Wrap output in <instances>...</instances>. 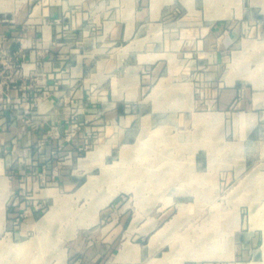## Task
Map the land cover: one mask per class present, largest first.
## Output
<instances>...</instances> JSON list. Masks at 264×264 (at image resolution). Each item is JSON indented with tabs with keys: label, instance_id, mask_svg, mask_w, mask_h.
Here are the masks:
<instances>
[{
	"label": "rangeland",
	"instance_id": "1",
	"mask_svg": "<svg viewBox=\"0 0 264 264\" xmlns=\"http://www.w3.org/2000/svg\"><path fill=\"white\" fill-rule=\"evenodd\" d=\"M41 1H22L21 10L26 19ZM137 1L140 0H134ZM130 2L52 1L59 15L50 17L49 21L65 22L63 32L69 40L70 50L78 45L84 56L85 81L81 84L86 92L79 109L83 118L70 122L63 135L67 141H63L62 145L57 143L58 149L53 152L56 163L38 165V169L30 170L31 173L28 168L26 173L10 174L11 179L16 177L20 180V185L10 187L5 203V219L0 221V264H60L61 261L65 263L67 257L68 262L74 264L84 259L86 250L92 245L98 247L96 255L99 259L108 261L120 248L119 236L113 241L107 239L110 228L121 225L124 230L133 217L138 218L135 222V227H138L154 214L163 218L158 225V228H163L158 239L163 248L156 254L162 259L153 260L150 264H264V164L255 170L256 176L244 182L241 179L252 170V166L237 179L227 181L226 174L221 173L218 184L213 181V188L208 190L199 186V180L193 179L199 173L192 159L195 148L206 145L220 154L217 147H222V130L219 126H213L211 131L205 130L204 125H195L194 116L211 111L220 101L225 85L222 75L231 67L232 45L226 47L227 60L222 62L219 76H202V67L207 66H203L200 60L208 51L214 53L212 65L220 64L215 59V53L218 54L223 47L224 32L213 35L211 39L214 41L210 45L198 43V40H205L208 33L186 40L183 39L186 34H182L181 43L173 49L168 44L146 45L140 53L145 55L143 59L147 63L139 70L137 82L131 77L132 84H126L123 47L128 40L117 36L120 30H124L125 23L139 21V6H132ZM185 15L180 10L162 14L160 22L164 30H161V35L169 34L168 40L179 39L180 34L176 35L179 27L175 21ZM77 22L79 25L76 28ZM247 27L245 33L249 41L246 55L264 54V43L254 46L259 44L254 41L259 35L253 33L251 24ZM6 32L4 30L0 38L4 36L8 39ZM150 55L156 56L150 59ZM252 58L248 57L250 67L253 65ZM19 63L18 59L2 65L1 70L6 75L0 80L2 84H7L12 78L8 75L12 70L20 69ZM239 66L240 63L237 65L235 61L232 64L234 68ZM252 76L245 79L250 88L253 85ZM114 90L116 93H113ZM113 94L118 100L117 106L127 99L128 115H133L129 117L131 122L127 134L109 153L102 151L96 157L94 153H89L81 160L86 162L95 158L102 162L87 174L99 175V181L90 176L74 196L57 197L56 218L47 222L44 217L55 204L50 208L52 198L46 202L39 201L37 197L46 196L45 189L50 187L54 177L61 169L72 171L76 166L73 159L86 156L95 145L103 143L108 133L111 136L114 132L115 135L124 132L127 121L122 123L117 119L115 122L107 114L109 105L114 102ZM5 97L9 96L5 94ZM230 104L238 110L236 99ZM76 112L75 109L73 114ZM23 113H26L25 110ZM26 124L20 126V132L44 127L30 125L29 122ZM45 127L49 140L61 138L59 124ZM223 139L230 142L233 140L232 133ZM61 150L66 153L59 155ZM20 162L23 170L27 163ZM87 175L80 184L84 183ZM29 176L33 180L31 187L27 184ZM1 191L2 199L5 190ZM107 198L109 200L104 203ZM1 201L0 216L3 211ZM93 205L100 208L97 216L90 218L88 211ZM82 219L85 224H81ZM74 232H78V237H73ZM79 237H83V244L75 249ZM148 239L149 236H144L136 241L145 245ZM71 245L74 246L73 251H64ZM145 263L146 260L133 259V264Z\"/></svg>",
	"mask_w": 264,
	"mask_h": 264
},
{
	"label": "crops",
	"instance_id": "2",
	"mask_svg": "<svg viewBox=\"0 0 264 264\" xmlns=\"http://www.w3.org/2000/svg\"><path fill=\"white\" fill-rule=\"evenodd\" d=\"M22 1L0 0V34L4 33V30L8 34L4 47L11 53L20 55L19 64L21 66L20 69L12 70L8 74L12 78L7 84H2L0 81V88L3 85L2 90L11 99L8 108L0 113V192L3 189L2 183H6L5 193L2 196L1 222L5 219V203L10 187L20 185V180L16 177L11 179L10 174L26 173L28 168V172L31 173L30 170L38 169V165L51 166L52 161L55 162L53 152L58 149L56 148L57 143L62 145L63 141H67L63 135L70 122L83 118L79 115L81 112L79 109L84 103L86 92L85 86L81 84L85 81L84 56L78 45L70 50L69 40L63 32L65 22L52 23L49 21L50 17L59 15L56 12L57 7L52 6L53 0H42L40 4L35 5L27 19L21 10ZM128 1H131L129 4L132 3V6H139L137 9L139 21L132 20L125 23L124 30H120L117 36V38L123 37L128 40L126 46L123 47L126 84H132L131 77L137 82L139 70L147 63L143 59L145 55L140 53L146 45L165 46L168 44L172 48L181 43L182 34H186L183 38L186 40L188 37L197 38L204 33H208L207 38L198 40V43L210 45L214 41L211 39L213 35L224 32V39L221 42L223 47L219 49L218 54L215 53V59L220 64L212 65L211 57L214 53L208 51L203 60H200L203 66H207L204 69L202 67L204 71L200 73L202 76H219L223 66L222 62L227 60L226 47L232 45L231 67L222 75L225 78V85L220 101L212 107L211 111L201 112L194 116L195 125H204L205 130L211 131L213 126H219L222 130L220 136L222 147L218 144V150L216 149L217 152L220 151V154L214 153V148L206 145L195 148L192 159L199 173L193 179L199 180V186L208 190L213 188V181L218 184V175L221 173L226 174L227 181L231 178L237 179L252 166V170L241 181L244 182L256 176L257 171L255 170L264 164V54L246 55L249 39L246 38L247 33L245 32L247 26L251 24L253 33L259 35L258 39H254L259 44H254V46L264 43V0H140L137 3L134 0ZM177 8L184 12L186 17L175 21L179 27L178 33L176 32V35L180 34L179 39L168 40L169 34L161 35L164 26L160 20H162V14L179 11ZM147 16L146 21H149L146 22L145 17ZM78 25L79 22L76 23V28ZM133 55H135L134 59ZM236 55H238L237 59H235ZM70 56H72L71 59ZM155 56L150 55L149 58ZM251 56H253V67L248 66V57ZM234 61L237 65L240 63V66L232 67ZM1 68L2 64H0V80H3L6 75L3 74ZM250 75H253L252 88L247 86L248 82L245 80ZM24 92L27 97H23ZM113 93H116V90ZM233 99L237 100L238 110L230 104ZM113 101V105H109L108 117H113L115 122L117 119L122 123L126 120L124 132L119 135H115L114 132L111 136L108 133L103 143L99 141L100 143L87 152L86 156L73 159L74 162L76 161L75 168L70 172L61 169L50 187L45 189L46 196L37 197L39 201L46 200L47 202L49 198H52L51 208L56 204L57 197L74 196L87 183L90 176L98 178L99 181V175L87 174L101 161L95 158L88 159L86 162L81 160L89 153H94L95 157L102 151H105L104 154L109 153L113 146L127 134V128L131 122L129 117L133 116L128 115L127 99L126 102H121L117 106L118 100L113 94ZM72 108H75L77 112L73 114L75 109ZM26 109L29 112L24 114L23 111ZM27 122L30 125L39 124L44 127L20 132V126L28 125ZM51 124L60 125L62 136L59 140L47 138L45 126ZM204 132L207 133V131ZM230 133H232L233 140L223 141V137ZM258 144L259 149L256 150ZM124 145L133 144L125 143ZM64 153L66 151L58 152L59 155ZM73 160L71 159L70 163ZM20 161H23L22 164L27 163L23 170H21ZM104 166L105 164L102 165L103 169ZM85 175L87 179L80 184ZM27 178L28 186H33L31 176ZM221 179H223L222 176ZM154 215L138 227H135L138 218L133 217L124 230L121 225L110 228L107 239L113 241L117 236L120 238V248L112 259L100 260L96 255L98 247L92 245L86 250L84 259L74 264H133L134 258L146 260L145 264H150L153 260L162 259V257H156V254L163 248L161 242L158 241L163 233V228H158V225L163 218L158 214ZM77 233L74 232L73 237H78ZM144 236H149V239L147 244L141 245L136 240ZM81 244H83V237L77 239L75 249H78ZM73 250V245L64 248L67 253ZM66 259L65 263L61 261L60 264H70L68 257Z\"/></svg>",
	"mask_w": 264,
	"mask_h": 264
},
{
	"label": "built area",
	"instance_id": "3",
	"mask_svg": "<svg viewBox=\"0 0 264 264\" xmlns=\"http://www.w3.org/2000/svg\"><path fill=\"white\" fill-rule=\"evenodd\" d=\"M7 40V37H1L0 38V64L5 65L7 64L8 61L11 62H15L18 59H20V55L15 54V53H11L8 49H6L4 47V41ZM2 87L0 88L1 90V95H0V113L2 110H6L8 108V106L11 103V100L9 97H5V93L2 90L3 89V85H1ZM23 97H27L26 93L24 92ZM25 112H29L28 109L25 110Z\"/></svg>",
	"mask_w": 264,
	"mask_h": 264
},
{
	"label": "bare ground",
	"instance_id": "4",
	"mask_svg": "<svg viewBox=\"0 0 264 264\" xmlns=\"http://www.w3.org/2000/svg\"><path fill=\"white\" fill-rule=\"evenodd\" d=\"M85 159V158H84ZM6 184V183H5ZM5 184H3L2 183V185H3V189L2 190H4V186H5ZM2 187V186H1ZM1 193H2V191H1ZM110 198V197H109ZM109 198H107L105 201H104V203H106L108 200H109ZM0 200H2L1 198H0ZM3 201V200H2ZM2 201H1V203H2ZM57 204H59V200L56 202V206L54 205L52 208H51V210L46 214V216L44 217L45 219L44 220H47V222H49V221H52V219L54 218H56V215H57V212H56V209L58 208V206H57ZM100 207H98V206H96V205H93L90 209H89V211H88V216L91 218V217H93V218H95L96 216H97V213H98V209H99ZM85 220L84 219H82L81 220V224H85L86 222H84Z\"/></svg>",
	"mask_w": 264,
	"mask_h": 264
}]
</instances>
